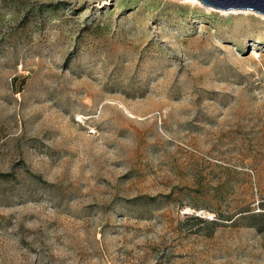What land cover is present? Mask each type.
Wrapping results in <instances>:
<instances>
[{
    "label": "rangeland",
    "instance_id": "obj_1",
    "mask_svg": "<svg viewBox=\"0 0 264 264\" xmlns=\"http://www.w3.org/2000/svg\"><path fill=\"white\" fill-rule=\"evenodd\" d=\"M0 264H264V15L0 0Z\"/></svg>",
    "mask_w": 264,
    "mask_h": 264
},
{
    "label": "water",
    "instance_id": "obj_2",
    "mask_svg": "<svg viewBox=\"0 0 264 264\" xmlns=\"http://www.w3.org/2000/svg\"><path fill=\"white\" fill-rule=\"evenodd\" d=\"M205 5L224 10H253L264 15V0H199Z\"/></svg>",
    "mask_w": 264,
    "mask_h": 264
}]
</instances>
